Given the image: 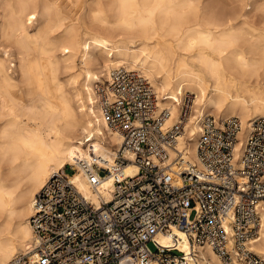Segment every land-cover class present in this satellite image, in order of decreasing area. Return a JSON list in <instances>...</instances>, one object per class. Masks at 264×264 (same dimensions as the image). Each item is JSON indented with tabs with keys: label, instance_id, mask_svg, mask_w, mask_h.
<instances>
[{
	"label": "built area",
	"instance_id": "built-area-1",
	"mask_svg": "<svg viewBox=\"0 0 264 264\" xmlns=\"http://www.w3.org/2000/svg\"><path fill=\"white\" fill-rule=\"evenodd\" d=\"M94 93L121 137L113 160L79 159L51 173L32 199V238L6 264H200L199 247L211 248L221 264H264L251 247L264 206V115L251 117L239 134L237 115L201 111L190 155L176 146L191 112L190 93L168 123L170 109L137 69L113 67L94 82ZM129 163L135 168L126 172ZM77 172L89 193L73 180ZM172 227L186 231L188 254L154 240Z\"/></svg>",
	"mask_w": 264,
	"mask_h": 264
},
{
	"label": "bare ground",
	"instance_id": "bare-ground-1",
	"mask_svg": "<svg viewBox=\"0 0 264 264\" xmlns=\"http://www.w3.org/2000/svg\"><path fill=\"white\" fill-rule=\"evenodd\" d=\"M124 2L25 0L24 13L13 20L7 12L9 0H0L2 36L16 48L0 46V136L6 130L12 131L22 153H30L27 159L18 158L17 167L46 161L34 184L17 193L9 188L8 203L0 199V264H6L16 252L27 247L32 238L29 223L32 199L51 173L79 159L93 161L100 157L102 164L113 160L121 137L108 125L94 93V82L108 77L113 67L142 69L152 79L159 104L170 109L167 123L176 117L182 95L188 90L196 94L176 144L178 148L185 147L190 155L194 154L198 130L195 118L201 111L209 110L216 117L237 115L242 123L239 134L245 132L251 117L264 115V107L253 104L249 95L251 89L264 86V71H258L255 76L251 74V65L256 60L251 49L208 53L217 62L210 68L206 60L198 59V52L184 51L181 40L197 33L254 31L239 11L243 0H235L236 5L230 12H223L218 3L186 0L194 5L188 10L191 31L181 28L175 35H170L172 22L163 17H157L153 27L131 34L117 30L114 25ZM152 2L155 0H137L140 5ZM261 9L264 10V4ZM41 17L44 27H41ZM240 19L241 23L237 24ZM82 30L83 35L79 33ZM57 52H65L67 57L61 59ZM76 59L82 66L70 82L77 86L69 93L59 73L63 67L75 70ZM7 93L25 111H17L15 115L6 111L2 98ZM49 147L55 152L48 151ZM134 168L129 163L125 171L131 172ZM0 178L8 185L12 183L7 169L0 170ZM73 180L82 192L89 193L82 173H75ZM109 183V178L104 179L100 191L105 193ZM260 218V234L251 247L264 258V206ZM154 240L164 248H177L186 254L191 251L188 235L179 227L156 233ZM198 254L200 264H221L209 247H199Z\"/></svg>",
	"mask_w": 264,
	"mask_h": 264
},
{
	"label": "clouds",
	"instance_id": "clouds-1",
	"mask_svg": "<svg viewBox=\"0 0 264 264\" xmlns=\"http://www.w3.org/2000/svg\"><path fill=\"white\" fill-rule=\"evenodd\" d=\"M25 7V0H9L7 5L9 17L17 20L21 13H24ZM193 7L194 5L186 0H155V2L144 5L138 4L137 0H125L121 5L119 18L114 27L119 31L131 34L144 28L153 27L155 19L163 17L172 22L170 35H175L181 28L190 32L188 10ZM181 40L184 43V51L198 52V59L206 60L210 68L214 67L217 62L208 53L222 54L233 49L249 48L256 54V60L251 65L252 76H255L258 71H264V24L252 32L235 29L216 35L197 33L194 36H189L187 40L181 37ZM249 95L252 97L253 104L264 107V86L251 89ZM2 102L5 110L10 111L13 115L17 111H25L10 93L2 98ZM48 151L54 153L55 149L49 147ZM29 157L30 153H22L20 150L12 131L6 130L0 136V170L7 169L8 176L12 180V183L8 185L0 178V199L4 203H8L9 188L14 193L20 192L26 186L34 184L40 175L46 161L33 162L31 166L17 167V164L20 163L18 158L27 159ZM16 199L17 197L14 195L13 202Z\"/></svg>",
	"mask_w": 264,
	"mask_h": 264
},
{
	"label": "rangeland",
	"instance_id": "rangeland-1",
	"mask_svg": "<svg viewBox=\"0 0 264 264\" xmlns=\"http://www.w3.org/2000/svg\"><path fill=\"white\" fill-rule=\"evenodd\" d=\"M212 2L218 3L219 4L218 6H220L222 8L223 12L224 11L230 12L232 7L234 8V6L236 5V4H234L235 0H202L203 4H209V3H212ZM263 4H264V0H245V1L243 0V4L241 6H239L240 7V9H239L240 13L243 14L244 17H246L245 19H246V22H247L248 26L251 29H253V30L259 29L261 24H264V10L261 9V6ZM40 19H41V27H44L45 26L44 18L41 17ZM240 23H241V19L238 20L237 24H240ZM0 24H1V19H0ZM0 30H1V27H0ZM30 30H31V32H33L34 28H30ZM79 33L83 35V30L79 31ZM0 46L1 47L2 46H7L9 49L11 48V49H15L16 50L14 43L12 41H8L5 37L2 36V30L0 31ZM57 55L61 59H64V58L67 57V54H65V52H57ZM81 66L82 65H81L80 60L76 59L75 64H74V68H75L76 71L73 68L68 70L67 68H64V67H63L64 69L62 68L60 70L59 79L64 83L65 88H66L67 92H69V93L74 92V88L77 86L76 84L74 85V84H71L70 82L72 81V78L75 76L76 72H78L81 69ZM78 67H79V69H78ZM127 68H129V67H127ZM140 71L143 72L142 69H140ZM147 77L150 79V81L152 82L153 86L156 88V86H155L154 82L152 81V79L149 76H147ZM104 78L105 77H103V79ZM66 80L68 81V85L70 83V86L67 85V83H66L67 81ZM73 86H74V88H73ZM187 92L191 94L192 99L195 101L196 94L190 92L189 90ZM209 112L212 113L211 111H209ZM212 114L215 115L214 113H212ZM148 245H149V247L151 249L155 250L156 247L154 246V244L151 241L148 242Z\"/></svg>",
	"mask_w": 264,
	"mask_h": 264
}]
</instances>
